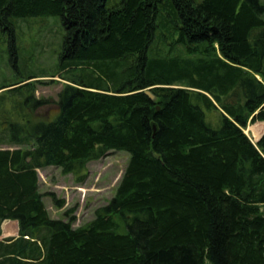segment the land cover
I'll return each instance as SVG.
<instances>
[{"label": "trees", "instance_id": "1", "mask_svg": "<svg viewBox=\"0 0 264 264\" xmlns=\"http://www.w3.org/2000/svg\"><path fill=\"white\" fill-rule=\"evenodd\" d=\"M51 15L65 30L58 100L35 97L42 76L0 87L29 90L0 123V237L19 225L0 264H264V135L245 133L264 122V3L0 0L16 69L15 22ZM112 151L130 160L110 202L80 227L75 209L53 219L39 170L84 182Z\"/></svg>", "mask_w": 264, "mask_h": 264}, {"label": "rangeland", "instance_id": "2", "mask_svg": "<svg viewBox=\"0 0 264 264\" xmlns=\"http://www.w3.org/2000/svg\"><path fill=\"white\" fill-rule=\"evenodd\" d=\"M202 1V0H197ZM264 3V0H261ZM15 42L18 47L17 69L10 53L11 36L0 31V87L4 82L19 79L22 75L42 76L35 84L37 99L58 100V95L67 83L58 70L59 54L62 49L65 30L59 16H38L18 19L15 22ZM81 70V69H80ZM56 75L54 78H52ZM20 93L0 91V123L6 119L16 122V106L29 97V90ZM28 112V111H27ZM206 119L213 129L221 126V116L215 110L205 111ZM29 113V112H28ZM42 118L53 120L58 111L43 108L38 111ZM245 133L254 144L264 135V122L249 124ZM130 154L125 151H112L105 158L87 165V178L78 182L73 175H64L61 169L48 167L39 170L41 191L44 201L53 219L66 220V212L76 217L75 227H80L94 219L96 211L105 206L114 197L121 181ZM49 193L64 201L63 208H57ZM2 236L0 237V241ZM5 239V238H4Z\"/></svg>", "mask_w": 264, "mask_h": 264}, {"label": "crops", "instance_id": "3", "mask_svg": "<svg viewBox=\"0 0 264 264\" xmlns=\"http://www.w3.org/2000/svg\"><path fill=\"white\" fill-rule=\"evenodd\" d=\"M2 238H17L19 236V225L17 221H5L2 224Z\"/></svg>", "mask_w": 264, "mask_h": 264}, {"label": "water", "instance_id": "4", "mask_svg": "<svg viewBox=\"0 0 264 264\" xmlns=\"http://www.w3.org/2000/svg\"><path fill=\"white\" fill-rule=\"evenodd\" d=\"M147 95L149 96V97H151L152 99H154L155 97L153 96V94L150 92V91H147ZM259 141V140H258ZM257 141V142H258Z\"/></svg>", "mask_w": 264, "mask_h": 264}]
</instances>
